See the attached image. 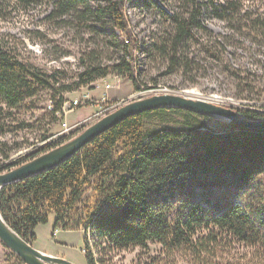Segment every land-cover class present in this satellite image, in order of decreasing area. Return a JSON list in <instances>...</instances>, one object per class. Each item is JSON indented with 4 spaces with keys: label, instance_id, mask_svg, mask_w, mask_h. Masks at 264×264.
<instances>
[{
    "label": "trees",
    "instance_id": "trees-1",
    "mask_svg": "<svg viewBox=\"0 0 264 264\" xmlns=\"http://www.w3.org/2000/svg\"><path fill=\"white\" fill-rule=\"evenodd\" d=\"M17 1L25 7L52 3L55 17L72 16L97 38L102 36L117 44L121 54L103 64L98 48L84 53L79 59L81 70L72 82H65L61 70L47 74L0 49V104L17 108L38 91L49 90L53 105L50 114L54 116L61 112L63 94L109 75L127 76L135 89H144L137 83V46L125 9L130 0H92L97 3L94 9L88 5L91 0ZM185 3L187 16H171L173 31L152 46L167 63V73L192 67L193 60L181 49L192 31L201 27L198 19L202 7L229 23L237 21L242 11L240 0ZM250 23L252 29L264 33V19L253 18ZM114 30L122 32V37L114 36ZM237 112L249 119H264L263 113L250 109ZM59 145L48 144L30 156ZM20 164L0 166V173ZM262 174L264 130L243 129L179 108H157L122 119L54 168L4 186L0 190V214L29 243L35 240L36 226L46 224L53 213L54 228H84L107 243L104 250L146 249L149 242H156L168 252L197 251L207 249L219 239V233L264 249V195L259 193L257 182ZM92 179L101 203L76 222L65 217ZM198 229L208 234L195 239ZM11 254L15 264H24ZM96 257L88 250L86 263H104L103 258ZM143 264L158 262L151 259Z\"/></svg>",
    "mask_w": 264,
    "mask_h": 264
},
{
    "label": "rangeland",
    "instance_id": "rangeland-1",
    "mask_svg": "<svg viewBox=\"0 0 264 264\" xmlns=\"http://www.w3.org/2000/svg\"><path fill=\"white\" fill-rule=\"evenodd\" d=\"M240 1V17L231 23L215 18L205 7L201 8L198 19L201 27L192 31L181 49L193 60L192 67L171 73H167V63L152 46L161 43L173 31L171 16L175 13L187 16L185 0L128 1L125 6L128 26L137 46L134 53L137 83L144 89H135L127 76L109 75L66 93L62 113L54 116L48 108L52 99L49 90L38 91L17 108L8 109L0 104V166L24 163L32 159V153L48 144L60 142L61 145L69 141L105 113L129 101L156 94L182 95L209 100L236 111L250 109L264 114V33L262 29L250 27L251 19H264V0ZM96 4L88 1L93 9ZM53 10L52 3L25 7L17 0H0V49L47 74L61 70L65 82H72L81 70L79 59L84 53L98 48L103 64L120 56L117 44L109 43L102 36L97 38L88 29L80 27L70 15L55 17ZM113 34L122 37L118 30ZM106 83L112 87L105 89ZM145 87L151 88L145 90ZM73 99L88 101L70 109L69 101ZM257 182L263 196L264 174ZM93 186L92 179L79 202L66 211L65 217L76 222L86 218L89 208L101 203ZM54 219L55 215L50 213L46 224L36 226L32 246L74 264H87V251L83 250L88 244L98 260L103 258V264H143L151 259L158 264H264V249L220 233L219 239L212 241L207 249L197 251L168 252L156 242H149L146 249L110 251L104 250L106 242L92 234L87 235L84 228L64 231L60 225L53 236ZM207 234V230L198 229L194 238ZM11 253L0 242V264H14L16 261Z\"/></svg>",
    "mask_w": 264,
    "mask_h": 264
},
{
    "label": "water",
    "instance_id": "water-1",
    "mask_svg": "<svg viewBox=\"0 0 264 264\" xmlns=\"http://www.w3.org/2000/svg\"><path fill=\"white\" fill-rule=\"evenodd\" d=\"M179 108L195 114L210 116L243 129L264 130V119H249L232 109L209 100L192 99L176 94H156L129 101L85 128L69 141L44 152L16 167L0 173V190L9 184L45 172L76 154L90 140L122 119L157 108ZM0 242L24 264H74L73 262L35 249L21 238L0 214Z\"/></svg>",
    "mask_w": 264,
    "mask_h": 264
},
{
    "label": "built area",
    "instance_id": "built-area-1",
    "mask_svg": "<svg viewBox=\"0 0 264 264\" xmlns=\"http://www.w3.org/2000/svg\"><path fill=\"white\" fill-rule=\"evenodd\" d=\"M104 87H105V89H110L111 87H112V85H110V84H105L104 85ZM65 95L66 94H63V97H64V102H63V104H65V102H66V100H65ZM86 101H88V99H85V100H79V99H73V100H70L69 101V108L70 109H72V108H75V107H77V106H80V105H85L87 102ZM63 106V105H62ZM48 108H49V110H52V108H53V105H52V101H50V103L48 104ZM62 110H63V107L61 108V112H57L56 114H61L62 113ZM110 112V111H109ZM109 112H107V113H105L104 115H106V114H108ZM103 115V116H104ZM58 231V229H55L54 231H53V236H55L56 235V232ZM87 235H89V233H87ZM88 242H90V239H88ZM92 245L94 246V243L92 242ZM85 249V248H84ZM88 250H90V251H92V253H94L95 251L92 249V247L90 248V245L88 244V246H86V249L85 250H83L84 252H88ZM15 264V263H14Z\"/></svg>",
    "mask_w": 264,
    "mask_h": 264
},
{
    "label": "crops",
    "instance_id": "crops-1",
    "mask_svg": "<svg viewBox=\"0 0 264 264\" xmlns=\"http://www.w3.org/2000/svg\"><path fill=\"white\" fill-rule=\"evenodd\" d=\"M59 230V229H58ZM58 232V231H57ZM56 238V237H55ZM32 244V243H31ZM39 250V249H38ZM39 251H41V250H39ZM41 252H43V253H46L45 251H41ZM46 254H50V255H53L52 253H46ZM54 256H56V254L54 255Z\"/></svg>",
    "mask_w": 264,
    "mask_h": 264
},
{
    "label": "bare ground",
    "instance_id": "bare-ground-1",
    "mask_svg": "<svg viewBox=\"0 0 264 264\" xmlns=\"http://www.w3.org/2000/svg\"><path fill=\"white\" fill-rule=\"evenodd\" d=\"M189 94H194L192 91H188ZM55 229H58V228H55Z\"/></svg>",
    "mask_w": 264,
    "mask_h": 264
}]
</instances>
